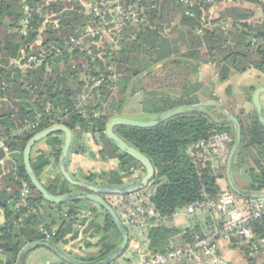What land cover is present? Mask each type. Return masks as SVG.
Returning a JSON list of instances; mask_svg holds the SVG:
<instances>
[{"label":"trees","instance_id":"1","mask_svg":"<svg viewBox=\"0 0 264 264\" xmlns=\"http://www.w3.org/2000/svg\"><path fill=\"white\" fill-rule=\"evenodd\" d=\"M211 1L196 2L188 10L179 0H150V4H156L149 12L154 29L128 25L116 53L95 48L90 55L70 45L72 37L81 36L85 21L78 2L26 0L29 23L22 33L20 27L26 19V4L23 0H0V136L6 139L9 149L7 157L0 148V210L5 219L0 226V264H16L27 244L43 240L41 228H57L53 242L59 247L77 240L80 236L76 228L78 215L83 211L93 213L83 231L90 252L74 256L75 259L99 262L122 243L121 234L102 208L90 202L52 205L33 187L25 170L24 152L37 133L55 125L67 126L74 134L73 154L89 153L93 159L98 156L99 161L105 163L119 161L117 169L81 174L82 180L121 185L137 171L145 173L142 165L122 153L105 134L111 119L125 116L123 111L131 97L141 94V113L137 120L148 121L179 107L201 104L205 86L200 75L204 65H216L218 81L222 84L227 83L232 74H245L250 70L264 76L263 0ZM245 4L261 9L260 21L253 20L257 12L244 7ZM215 6L222 8L213 18ZM187 11L193 17H189ZM58 49L60 54H57ZM43 53L46 61L39 68L20 70L14 64L25 56ZM108 66L114 67L117 81L100 88V97L93 102L96 107L77 110V98L85 88V79L108 77ZM255 90L251 87L245 91L249 100ZM227 92L231 94V86ZM208 99L220 101L213 95ZM50 104L63 113L48 111ZM209 114L217 121L225 119L214 108L209 109ZM37 116H42L37 131L16 134L18 127L33 122ZM235 116L242 126V145L234 164L236 184L245 190L264 191V127L256 111L246 113L240 109ZM115 133L151 161L155 169L151 183L153 205L158 218H169L168 223L141 232L140 236L137 231H129L126 253L138 244L139 250L133 253L135 259L165 254L191 243L195 235H208L223 226V221L208 205L218 203L225 190L231 191L226 180V164L235 137L232 124L219 125L205 114H185L151 129L118 126ZM89 134L100 148L98 154L84 143ZM223 134L231 136V144L226 164L214 170V160L198 145ZM44 142L48 150L32 154L36 175L41 179L47 168L56 165V178L44 184L49 192L63 196L78 191L72 189L59 170L64 134L50 136ZM24 182L31 186L32 195L27 208L16 209ZM196 204L202 205L199 211L207 213L206 224L183 230L172 226L175 214ZM254 229L264 238V220L257 222ZM231 246L240 248L238 241H233ZM241 251L248 264H256L258 257L249 259ZM176 264L193 263L184 260Z\"/></svg>","mask_w":264,"mask_h":264},{"label":"built area","instance_id":"2","mask_svg":"<svg viewBox=\"0 0 264 264\" xmlns=\"http://www.w3.org/2000/svg\"><path fill=\"white\" fill-rule=\"evenodd\" d=\"M211 3V0H179L186 5L188 10L193 8L196 2ZM85 15V21L81 29V36L70 40L72 48H80L88 51L91 55L95 48L100 50L108 49L110 54L119 50V43L125 36V27L128 25L142 26L152 28L149 12L156 8V4H150V0H77ZM26 4V0H23ZM264 3V0H263ZM219 6H215L218 9ZM26 12L29 14V6L26 4ZM189 17H193L190 11H187ZM28 21H25L27 30ZM108 27L113 30L112 35L105 31ZM23 33V31H21ZM61 51L58 49L57 54ZM46 61V55H30L14 62L17 69L27 70L39 68ZM108 77H89L85 79V88L78 96L76 105L77 110L86 107H96V99L100 97V88L109 83H115L118 75L115 74L113 66H108ZM6 88L5 84L2 85ZM1 92V90H0ZM48 111H58L53 104L48 105ZM98 116V114H95ZM42 116H37L33 122L18 127L16 134L33 133L40 126ZM15 134V133H14ZM231 136L223 134L209 141L202 142L198 148H203L207 154L214 160V170L220 169L226 164L225 157L229 151ZM0 148L3 149L9 157V149L6 139L0 136ZM95 184L103 185L99 182ZM32 195V189L29 183L24 182L20 191V201L16 209L28 207V201ZM153 189H144L127 196H110L108 202L114 207L121 221L129 231L145 232L149 229L166 224L169 218H158V214L153 205ZM202 208L201 204H196L188 208L189 215H195ZM208 208L218 218L223 221V226L215 229L208 235H195L188 244H182L172 251L165 254H157L152 257L141 256L133 261H127L126 264H176L188 260L193 264H238L228 260L222 252L221 243L231 244L238 241L240 249L246 253L247 258L256 259L264 252V238L259 237L254 229V225L264 220V200L263 199H245L239 200L232 192L225 190L221 199L216 204H209ZM93 217L91 211H83L78 215L79 224L77 231L80 232L79 238L75 241H69L63 244L64 251L74 256H85L88 249L84 242L83 231ZM155 221L152 222V220ZM19 222H22L20 220ZM84 222H86L84 224ZM18 224V222L16 223ZM45 241H53L57 236V228L47 230L40 229ZM67 239H70L68 237ZM136 245V244H135ZM134 245V246H135ZM138 251V250H137ZM136 252V251H134ZM70 255V256H71ZM134 257V256H133Z\"/></svg>","mask_w":264,"mask_h":264},{"label":"water","instance_id":"3","mask_svg":"<svg viewBox=\"0 0 264 264\" xmlns=\"http://www.w3.org/2000/svg\"><path fill=\"white\" fill-rule=\"evenodd\" d=\"M264 95V87H260L255 90L252 95V103L255 108L257 118L264 127V106L262 104L261 98ZM217 109L223 116L224 120L217 121L212 118L209 114V109ZM185 114H205L213 122L222 124H232L235 129L234 143L228 156L226 164V180L230 190L239 198L243 199H263L264 191L255 192L240 188L235 181L234 177V164L237 157L238 151L242 145V126L237 116L230 113L221 102L208 101L194 106H183L177 109H173L166 113H163L151 120H135L126 117H116L110 120L106 127V137L108 140L116 146L122 153L133 158L140 165L143 166L145 170V175L141 178L134 179L130 182H125L121 185H100L95 183H90L83 181L75 177L69 171V159L72 153L74 134L70 128L65 125H55L42 132L37 133L27 144L24 152V166L28 178L30 179L33 187L42 195L44 200L52 205L63 206L70 203L77 202H90L99 207H101L106 214H108L119 233L122 237V243L119 248L107 256L105 259L94 262L86 263L75 259L74 257L68 255L63 249H61L53 241H36L27 244L19 254L16 264H25L28 254L35 249L45 248L52 252L61 262L65 264H113L119 258H121L126 252L130 243V233L125 227L124 223L121 221L114 207L108 202V197L110 196H127L135 192L144 190L148 188L155 176V169L151 161L142 153L134 149L132 146L127 144L122 140L116 133L115 128L118 126H127L132 128L141 129H151L164 124L166 121L180 115ZM56 134H64V144L62 147V152L59 160V170L64 180H66L70 186L78 189L67 195L54 196L46 188L42 180L36 175L32 166V154L35 147L44 142L50 136Z\"/></svg>","mask_w":264,"mask_h":264},{"label":"crops","instance_id":"4","mask_svg":"<svg viewBox=\"0 0 264 264\" xmlns=\"http://www.w3.org/2000/svg\"><path fill=\"white\" fill-rule=\"evenodd\" d=\"M245 5L249 6V4H245ZM215 10H213V11H215ZM216 68H217L216 65H204L201 68L200 81L204 84V86L212 83L213 81H218V73L215 74ZM210 75L215 76V78H212V76L210 77ZM244 82H246L247 84H244ZM226 86L232 87V92L230 95L227 92L228 87H227V89H225ZM251 87H253L255 89H258L260 87H264V76H262L261 74H259L258 72L254 71V70H250L245 74L232 75L230 80L227 83L223 84V89L221 91V94L214 93V96H218L220 99V102L233 115H238L237 113L240 109H243L246 113H252L253 111H255V108L253 106L252 100H249V98L245 94V91ZM211 96H212V94H211ZM202 101H203L202 103H204V102H208V101H212V100H209L208 98L203 100V98H202ZM261 101H262V104L264 106V95L262 96ZM123 117L132 118V117L126 116V115ZM84 143L89 150H91L92 152L96 151V149H95L96 145L94 143L92 135L89 134V135L85 136ZM37 150H46L47 151L48 148H47V145L45 144V142L38 144L37 148L35 147L34 151H37ZM68 167H69V171L75 177H77V174H79V173L87 175V172H92V173L94 172L93 174H97V173H95V171H97L98 169L102 170L103 172H107L110 170L117 169L119 167V161L112 160L110 162L105 163V162L93 159L89 153L85 154V155H82V154L78 155V154L71 153ZM141 171L138 172L139 176L141 174ZM57 174H58V169L57 170L55 169L53 174H52L51 179H46L47 181L42 180L43 183L44 184L45 183H51L56 178ZM234 177H235V175H234ZM83 181H85V180H83ZM94 183H96V182H94ZM221 183L223 186L226 185L224 183V181ZM198 212H201V211H197V213ZM4 222H5L4 214L0 210V226H2L4 224ZM222 244L225 246V248L232 249V252L239 250V252H240L239 255H242V257L245 258L244 254L242 253L240 248H238V249L233 248L231 246V244H228L227 242H222L221 245ZM231 256L235 257L234 254L229 253V258ZM228 260H230V259H228Z\"/></svg>","mask_w":264,"mask_h":264},{"label":"rangeland","instance_id":"5","mask_svg":"<svg viewBox=\"0 0 264 264\" xmlns=\"http://www.w3.org/2000/svg\"><path fill=\"white\" fill-rule=\"evenodd\" d=\"M67 1V0H66ZM72 1V0H69ZM77 3V0H73ZM244 7H247L248 9H254L257 12V15L255 16V18L253 20L256 21H260L262 18V11L260 8L255 7L253 5H243ZM222 7L219 6L218 9H216L215 11H213V18L217 16L218 11L221 9ZM29 15L28 13L25 11V20L22 23V26L20 27V30L23 31V33L26 32L25 29V21H28ZM105 31L108 33V35H112L113 30L111 27H108L107 29H105ZM218 73V68H216V72L215 74ZM235 75V74H232ZM212 76V78H215V76L210 75V77ZM244 84H247L246 82H244ZM228 86L225 87V89H227ZM204 91L202 93V97L203 100L209 98L211 96V94L214 96V93L216 94H221V91L223 89V84L220 83L219 81H213L212 83L206 85L204 88ZM218 97V96H217ZM141 100H142V96L141 94H138L134 97H131L130 100L127 102L125 108H124V115L126 116H130L132 117V119L137 120L140 116L141 113ZM220 102V101H219ZM254 112V111H253ZM238 114V113H237ZM37 148V146H36ZM96 151H94L96 154H98V151L100 150L99 147H95ZM95 160H99V157L97 156L95 158ZM57 170L58 167L56 165H52L49 168H47L41 176V179L43 181H45L46 179H51L52 174L54 172V170ZM102 170H97L95 171V173L100 174L102 173ZM140 171H137L135 173V176L127 178L125 180V182H130L134 179H138L141 178L145 175V173L143 171H141L140 176L138 175ZM94 173V172H93ZM92 174V172H87V175ZM77 178L78 179H82L81 174H77ZM47 181V180H46ZM45 184H49V183H45ZM73 190H78L74 187H72ZM148 189H151V185L148 187ZM108 199V198H107ZM95 205V204H94ZM97 208H99V206L96 205ZM101 208V207H100ZM206 212H198L195 215L190 216L188 209H184L179 211L177 214L174 215L173 219H172V226L178 229H187V228H195L197 225H201L203 226L204 224H206ZM139 236L141 235L140 231L136 232ZM97 241V240H94ZM61 249H64V247L62 245H60ZM140 246L138 244H136L135 246H133L131 248L130 252H125L124 255L119 258L117 261H115L113 264H126L127 259L128 258H134L133 257V253L134 251L139 250ZM221 249L223 251V254L230 260H232L233 262H236L238 264H248V261L242 257V255H239V250L232 252V249H228L225 248V246L222 244L221 245ZM90 252V251H89ZM97 253V251H95V254ZM229 253H232L235 255V257H230L229 258ZM60 260L49 250L45 249V248H39V249H35L32 250L28 256L27 259L25 261V264H59ZM256 264H264V253L260 254L256 260Z\"/></svg>","mask_w":264,"mask_h":264}]
</instances>
